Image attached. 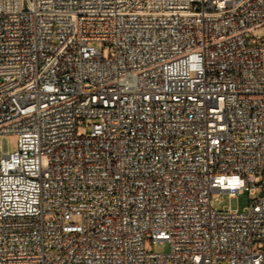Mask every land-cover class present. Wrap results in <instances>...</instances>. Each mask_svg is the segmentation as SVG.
<instances>
[{
  "label": "built area",
  "instance_id": "2783aa9c",
  "mask_svg": "<svg viewBox=\"0 0 264 264\" xmlns=\"http://www.w3.org/2000/svg\"><path fill=\"white\" fill-rule=\"evenodd\" d=\"M11 136L0 264H264V0H0Z\"/></svg>",
  "mask_w": 264,
  "mask_h": 264
},
{
  "label": "rangeland",
  "instance_id": "374dc122",
  "mask_svg": "<svg viewBox=\"0 0 264 264\" xmlns=\"http://www.w3.org/2000/svg\"><path fill=\"white\" fill-rule=\"evenodd\" d=\"M3 154H12L17 151L18 139L15 136L5 138L0 141ZM258 196H251L249 192L239 194L236 198H231L228 194H218L212 200V208L217 212H222L226 209L238 210L243 212L251 205V201L255 200ZM153 251L157 254H168L170 252V246L168 243L159 244Z\"/></svg>",
  "mask_w": 264,
  "mask_h": 264
}]
</instances>
